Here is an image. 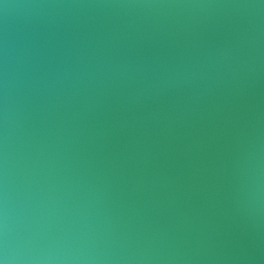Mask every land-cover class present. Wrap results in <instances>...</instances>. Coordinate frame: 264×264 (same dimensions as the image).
<instances>
[{
	"label": "water",
	"instance_id": "1",
	"mask_svg": "<svg viewBox=\"0 0 264 264\" xmlns=\"http://www.w3.org/2000/svg\"><path fill=\"white\" fill-rule=\"evenodd\" d=\"M0 264H264V0H0Z\"/></svg>",
	"mask_w": 264,
	"mask_h": 264
}]
</instances>
